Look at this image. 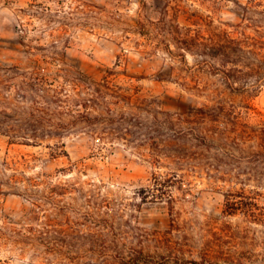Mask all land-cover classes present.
Returning a JSON list of instances; mask_svg holds the SVG:
<instances>
[{"label": "rangeland", "instance_id": "1", "mask_svg": "<svg viewBox=\"0 0 264 264\" xmlns=\"http://www.w3.org/2000/svg\"><path fill=\"white\" fill-rule=\"evenodd\" d=\"M224 30L264 40V0H0V83L10 85L5 95L14 104L28 105L16 93L14 67L68 79L73 97L88 94L61 69L94 80L106 69L118 73L99 98L111 113L99 110L94 135L114 141L108 151L80 132L64 134L68 157L0 135V264H132L136 257L140 264H264L263 168L252 162L264 127V80L249 101L233 96L217 108L228 91L199 64L217 63L213 47L193 55L179 44L190 33L205 41ZM252 63L245 56L239 65ZM206 105L226 119L178 121ZM161 112L174 114L178 131L210 133L207 145H189L194 155L178 164L162 156L154 165L148 138L171 133ZM64 180L74 186L55 188ZM241 188L251 200L238 198ZM229 198H237L232 208Z\"/></svg>", "mask_w": 264, "mask_h": 264}, {"label": "trees", "instance_id": "2", "mask_svg": "<svg viewBox=\"0 0 264 264\" xmlns=\"http://www.w3.org/2000/svg\"><path fill=\"white\" fill-rule=\"evenodd\" d=\"M251 1L254 2L255 0ZM241 10L242 19L249 20L247 18L248 6H241ZM238 33L239 35L233 36L230 31L224 30L219 34L212 35L205 41H200L198 37H194L190 33L179 42L185 51L193 55H195L194 51L198 52V54L205 53L204 48L207 45L213 47V52L209 53V56L217 60V63L214 64L212 61L204 59L199 61V64L206 67L210 66L211 73L219 76L221 83L224 85L226 91H228L227 97H221L220 95V98L218 97L219 99L216 100V106L220 109H224L226 104H232L235 101L232 99L234 98L233 96L242 95L243 102L249 101V99L257 95L258 89L261 88L262 81L264 80V40L256 35L246 33L245 30L238 31ZM199 48H201L200 51H197ZM245 56L251 59L253 63L239 65ZM72 68L69 66L68 68L61 69L64 74L60 75V77L72 76V85L76 88L79 85L85 88L88 94L86 97L67 95L66 85L71 84L68 79L56 83L55 80L41 76L37 72L27 73L26 71H21L19 67L12 68V70H15L14 76L21 77V81L15 89L16 93L28 105L24 107L14 104V98L12 99V97L9 98V96L5 95L10 85L6 82L3 85L0 83V135L6 136L9 144L28 146L45 145L52 150L51 155L53 157H68L66 141L63 139L64 134L80 132L92 137L91 140H87L92 143L93 149L95 148L96 151L103 153L112 148L114 141L97 138L94 135L98 133L97 125L102 115L99 110L101 108L104 109L102 104L99 103V98L113 86H116L113 83V79L118 77V73L112 69H106V73L100 80H94L80 69L76 67ZM250 81L251 84L248 85ZM7 108L15 111L14 116L13 114L7 113ZM208 109L211 108L206 105L196 109L197 114L194 116L191 115L193 111H189L190 114H187L186 117H179L177 119L182 124L191 123L193 122L192 120L195 123L196 121L217 122L227 117L223 111L217 115L209 114L207 113ZM104 110L107 114L111 113L110 107ZM23 114L27 115V119L22 120L16 117L17 115L20 116ZM161 114V122L167 125L171 133L167 137H163L162 134L157 137L148 138L149 156L154 165L162 163V156L171 159L172 163L175 160L178 164V161L181 162V160L188 159L189 155H194L193 151L190 152L189 145H207L210 133H207L205 130L203 132V130L197 128L195 129L196 131L193 129L178 131L176 129L178 121L174 114L169 112H161ZM66 117H68L67 120L65 119ZM259 131L260 150L254 155L252 162L259 164L263 168L262 171L258 172L257 180L260 183L264 179V127L260 128ZM190 142L191 144H189ZM218 176L214 178L222 180V177ZM157 180L156 178L155 181ZM236 182L242 186L247 185L243 181L238 180ZM73 186L71 181L64 180L58 182L55 188L66 191L69 187ZM241 189L243 190L241 192L243 195L238 198L251 200L252 198H249L244 193V188ZM27 196V201L34 205L31 196ZM228 200L229 205H231L229 208H232L234 206V200H237V198H229ZM33 213L31 211L28 213L29 219L32 218L31 215ZM67 222H70L69 219ZM99 222L104 226L108 224V219H103ZM34 230L32 225L27 226L25 229L29 235ZM18 234L21 235L20 232ZM142 254V250L138 249V255L142 256ZM140 258L136 257L132 264L144 262ZM120 262L123 264L122 261Z\"/></svg>", "mask_w": 264, "mask_h": 264}]
</instances>
